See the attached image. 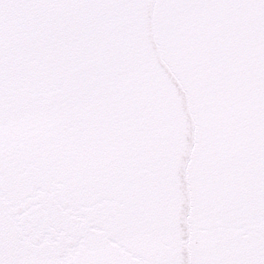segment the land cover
I'll use <instances>...</instances> for the list:
<instances>
[{
	"label": "snow or ice",
	"instance_id": "6c2138e0",
	"mask_svg": "<svg viewBox=\"0 0 264 264\" xmlns=\"http://www.w3.org/2000/svg\"><path fill=\"white\" fill-rule=\"evenodd\" d=\"M0 264H264V0H0Z\"/></svg>",
	"mask_w": 264,
	"mask_h": 264
}]
</instances>
